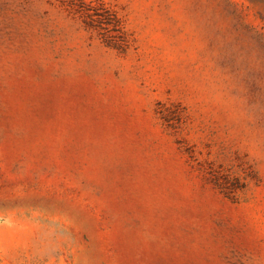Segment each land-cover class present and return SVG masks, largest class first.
<instances>
[{"label": "rangeland", "instance_id": "1", "mask_svg": "<svg viewBox=\"0 0 264 264\" xmlns=\"http://www.w3.org/2000/svg\"><path fill=\"white\" fill-rule=\"evenodd\" d=\"M0 264H264V0H0Z\"/></svg>", "mask_w": 264, "mask_h": 264}]
</instances>
